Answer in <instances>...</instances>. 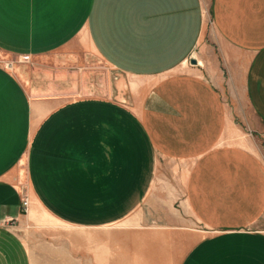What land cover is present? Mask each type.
Instances as JSON below:
<instances>
[{
  "label": "crops",
  "instance_id": "crops-1",
  "mask_svg": "<svg viewBox=\"0 0 264 264\" xmlns=\"http://www.w3.org/2000/svg\"><path fill=\"white\" fill-rule=\"evenodd\" d=\"M211 15L208 69L218 50L263 131L264 0H211ZM205 29L203 0H0V52H92L150 90L36 95L0 62V264H35L38 229L76 235L78 264H117L118 237L146 264H264V230L239 227L254 217L219 216L264 208V168L220 84L190 62ZM160 160L188 165L189 208L208 210L199 228L138 227Z\"/></svg>",
  "mask_w": 264,
  "mask_h": 264
},
{
  "label": "rangeland",
  "instance_id": "rangeland-1",
  "mask_svg": "<svg viewBox=\"0 0 264 264\" xmlns=\"http://www.w3.org/2000/svg\"><path fill=\"white\" fill-rule=\"evenodd\" d=\"M203 2L206 8V29L197 52L199 60L196 59L198 64L200 62V68L205 76L208 77V70H210L209 72L213 74L214 80L220 84L231 116L244 131L245 136L250 138L264 168V130L259 132L248 126L243 113V109L246 112L248 111L247 98L244 96L242 88L237 90L232 87L229 66L225 65L221 58L218 59V50L211 49L210 55L213 57L214 62L210 65L211 69H208V29L212 22L211 0H203ZM0 62L16 72L26 88L36 95L52 92H66L67 97L109 95L120 100L134 102L135 97L139 96L138 99H144L150 91L149 82L122 74L101 61L92 52L78 54L72 59L61 54L16 57L0 52ZM188 170L189 167L185 162L160 160L157 183L148 200L135 214L141 218L139 228L152 229L166 228L167 226L176 228L173 225L181 223L199 228L200 224L196 222L194 216L208 210L189 208L188 199L190 196L187 192L188 187L185 185ZM235 179L236 182L238 180V185H240L239 182L242 181L243 177L237 176ZM199 195L201 196V194ZM230 204H234V201ZM218 211L219 216L223 219L228 217L230 220H235L241 216H245L247 219L256 217L239 227L264 230V208L253 211L251 208L238 209L233 207L228 210L219 208ZM170 222H174V224ZM180 227L185 226L180 225ZM210 229L224 228L211 226ZM61 232L63 231L50 234L49 231L45 232L44 229H38L37 233L32 234L31 243H33V249L35 250V264H78L76 235L67 234L68 237L62 236ZM122 239L124 238L118 237L117 240V264H137L139 259L138 264H146L144 255H140L139 258L136 255V250L124 245ZM85 264H92L90 256H85Z\"/></svg>",
  "mask_w": 264,
  "mask_h": 264
},
{
  "label": "built area",
  "instance_id": "built-area-1",
  "mask_svg": "<svg viewBox=\"0 0 264 264\" xmlns=\"http://www.w3.org/2000/svg\"><path fill=\"white\" fill-rule=\"evenodd\" d=\"M28 204H29L28 200L27 199H24L23 200V205H24L25 209L28 208Z\"/></svg>",
  "mask_w": 264,
  "mask_h": 264
},
{
  "label": "water",
  "instance_id": "water-1",
  "mask_svg": "<svg viewBox=\"0 0 264 264\" xmlns=\"http://www.w3.org/2000/svg\"><path fill=\"white\" fill-rule=\"evenodd\" d=\"M191 63H192V64H197V63H198V60H197L196 58H192V59H191Z\"/></svg>",
  "mask_w": 264,
  "mask_h": 264
}]
</instances>
